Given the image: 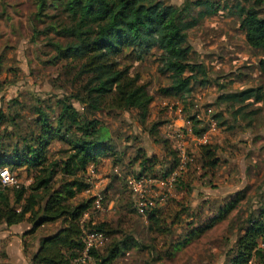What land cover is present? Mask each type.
I'll return each instance as SVG.
<instances>
[{
  "label": "rangeland",
  "instance_id": "374dc122",
  "mask_svg": "<svg viewBox=\"0 0 264 264\" xmlns=\"http://www.w3.org/2000/svg\"><path fill=\"white\" fill-rule=\"evenodd\" d=\"M52 1L56 6L48 13L57 18L61 3ZM164 1L181 8L180 20L189 35L192 59L206 63L209 75L204 82L195 81L192 90L183 95H166L160 89L170 86L171 79L163 72L167 55L161 48L139 45L109 53L111 62L119 68H130L149 85L154 101L143 118L136 109L118 111L107 106L91 111L76 100L74 95L80 92L85 78L77 75L75 61L57 58L53 43L65 39L43 32L50 18L35 17V0H0V55L4 59L0 107L8 118L0 129V143L9 153L13 144L22 146L25 137L32 141L39 131L36 107H43L56 125L59 101L70 97L69 103L81 114L105 124L114 147L97 165H90L84 174L90 188L74 199L96 197L101 201L100 208L95 203L84 216L82 236L94 230L84 225L104 221L118 226L123 234L132 233L142 247L130 250L114 264H224L245 219L264 203V102L250 99L236 116L235 108L225 102L219 104L217 98L223 92L264 86L259 70L263 52L248 44L239 15L241 8L252 6L264 15V0ZM154 124L158 140L151 133ZM162 139H169L171 149H177L180 157L182 153L186 163L180 161L182 167L178 163L170 171V178L174 175L175 179L168 186L151 182L136 186L132 181L143 170L142 152L157 157L155 172L170 170L175 163L165 152ZM204 145L215 148L220 160L213 171L202 166ZM66 147L54 140L52 157H60L56 151ZM15 171L18 185L31 184L34 171ZM141 195L155 200L162 210V226L169 227L168 232L151 231L148 214L136 209ZM237 199L238 206L221 222L170 256L174 241L204 225L220 214L221 207ZM60 227L61 221L34 229L29 218L16 224L0 219V264H31L41 239ZM107 244L98 251L101 253ZM261 246L264 248V242ZM85 264H98L97 258L92 254ZM249 264L260 263L252 260Z\"/></svg>",
  "mask_w": 264,
  "mask_h": 264
},
{
  "label": "trees",
  "instance_id": "16d2710c",
  "mask_svg": "<svg viewBox=\"0 0 264 264\" xmlns=\"http://www.w3.org/2000/svg\"><path fill=\"white\" fill-rule=\"evenodd\" d=\"M56 1L61 3L57 18L48 13L52 6H56L52 0H35L34 15L39 20L50 18L43 32L65 39L53 43L58 52L57 58L76 62L77 75L85 78V81L74 97L89 110L101 111L107 106L118 111L136 109L143 118L148 112L154 101L149 85L138 74L131 73L130 68H119L108 57L109 53L117 54L125 48L139 45L147 48L158 46L165 52L167 60L163 72L168 74L171 85L161 87L162 94L180 96L191 91L195 81L207 80L208 66L192 59L189 35L180 20L181 8L176 5L164 0ZM239 15L240 28L245 33L248 44L263 52L259 70L264 77V15L256 6L241 8ZM35 32L39 33L37 30ZM2 57L0 55V71L4 66ZM250 99L264 102V86L223 92L217 101L219 104H230L229 106L235 108L234 114L237 116L249 104ZM69 100L70 97H67L59 101L61 111L56 125L51 122L49 113L43 107H36L39 131L32 136V141H27L25 137L23 145L18 142L13 144L9 153L0 143V169L8 167L16 176V169L34 171L33 181L29 186L0 185V219L8 224H16L29 218L34 229L46 223L61 221V227L55 233L41 239L31 264H73L82 256L85 247L82 239L83 218L100 200L89 197L74 202V199L90 188V183L84 177L90 165H97L101 157L114 151L110 130L105 124L98 118L81 114ZM220 115L217 114L216 117ZM7 121V114L0 107V129ZM156 125L152 126L151 133L158 140ZM54 140L67 146L56 151V154H61L60 157H52L51 144ZM161 142L165 152L174 158V167L155 172L153 167L157 157H150L142 152L140 155H143V170L137 178L144 176L145 172V175L150 172L165 177L180 164L179 151L171 149L169 139H162ZM209 146H203L202 166L213 171L220 160L216 149ZM238 201L237 199L225 204L220 208L219 215L174 241L173 251H180L192 244L195 239L221 222L227 212L238 206ZM161 212L157 204L147 210L149 228L151 231L157 229L166 233L169 227L164 229L162 226L159 218ZM85 226L104 232L108 241L110 239L101 253L98 251L100 248H92L90 251V255L97 258L98 264H114L130 250L142 247L132 233L123 234L118 226L114 227L107 221ZM262 242L264 203L256 213L251 212L245 219L234 246L226 253L227 262L224 264H249L252 260L264 264ZM175 251L170 254L171 257Z\"/></svg>",
  "mask_w": 264,
  "mask_h": 264
},
{
  "label": "built area",
  "instance_id": "2783aa9c",
  "mask_svg": "<svg viewBox=\"0 0 264 264\" xmlns=\"http://www.w3.org/2000/svg\"><path fill=\"white\" fill-rule=\"evenodd\" d=\"M186 158L181 153V163L184 165L186 163ZM180 164V166L182 167ZM173 179H175L174 175L170 178V175L168 176H160V175H154L151 177L142 176L135 181L132 182L137 186H142L145 183L151 182L154 184H157L160 187L168 186L169 183L172 184ZM0 185L1 187H7L12 185H18V179L15 174H13L8 167H3L0 169ZM156 202L152 198H148L144 195H141V197L138 199L136 204V209L138 213L145 215L147 210L153 206H155ZM97 206L100 208L101 203L100 201H97ZM85 247L83 254L80 258L76 259L73 264H81L86 263L87 260L91 259L90 251L92 248H101L107 244L108 237L105 235L102 231H89L84 234V237H82Z\"/></svg>",
  "mask_w": 264,
  "mask_h": 264
},
{
  "label": "crops",
  "instance_id": "0c3cea01",
  "mask_svg": "<svg viewBox=\"0 0 264 264\" xmlns=\"http://www.w3.org/2000/svg\"><path fill=\"white\" fill-rule=\"evenodd\" d=\"M168 128H169V126H168ZM166 131H168V130H166Z\"/></svg>",
  "mask_w": 264,
  "mask_h": 264
}]
</instances>
